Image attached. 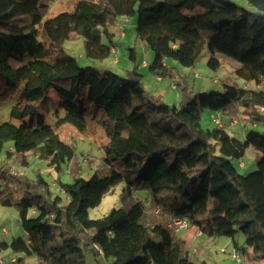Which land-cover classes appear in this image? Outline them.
I'll use <instances>...</instances> for the list:
<instances>
[{
	"label": "trees",
	"instance_id": "1",
	"mask_svg": "<svg viewBox=\"0 0 264 264\" xmlns=\"http://www.w3.org/2000/svg\"><path fill=\"white\" fill-rule=\"evenodd\" d=\"M48 11L42 0H0V101L22 90L10 112L22 124H0V160L6 154L28 167L30 152L73 174L75 147L57 131L71 125L81 133L105 130L104 165L90 180L59 183L56 196L43 179L1 165L0 208L17 210L26 235L11 243L0 236V252L11 248L39 264H86V253L106 264H193L186 242L169 226L184 219L196 234L230 238L233 256L251 249L264 260V132L251 131L242 141L227 124L202 126L204 109L236 117L246 108L253 124L264 122V0H77L73 12L43 24L41 42ZM137 13L138 38L155 54V66L172 57L194 67L207 54L217 70L222 55L240 63L236 75L244 84L225 85L207 99L185 92L181 105L171 108L144 91L136 69L121 77L106 67H82L66 53L64 44L76 33L88 59H109L116 47L109 24ZM130 57L136 60L134 50ZM52 92L60 101L50 125L39 110ZM15 139L22 150L7 147ZM250 149L257 152L258 171L244 176L233 161ZM121 184L125 197L148 190L149 204L138 201L91 219L90 210Z\"/></svg>",
	"mask_w": 264,
	"mask_h": 264
},
{
	"label": "rangeland",
	"instance_id": "2",
	"mask_svg": "<svg viewBox=\"0 0 264 264\" xmlns=\"http://www.w3.org/2000/svg\"><path fill=\"white\" fill-rule=\"evenodd\" d=\"M76 1L42 0V3L48 6L49 11L40 26L39 40L41 42L45 41L42 35L43 24L61 13L73 12ZM201 11L203 9L198 8L196 13ZM137 21L138 13L129 19L118 18L109 24L108 29L116 35L117 53L112 54L105 61L88 59L85 55L84 39L76 33L72 34L71 39L65 42L64 49L68 55L76 58L82 67H106L121 77H125L128 71L136 69L144 91L149 95L159 96L162 102L171 108L181 105L185 92H190L194 95L199 94L207 99L211 93H222L225 85H233L235 82L239 85L244 84L243 80L238 79L236 75L237 69L241 66L240 63L222 55H217L221 63L217 70L208 66L210 56L207 54H204L194 67H184L172 57L159 59L155 66V54L146 48L138 38L136 32ZM122 33H125V36H122ZM104 43L110 45L108 39H105ZM132 50L136 53L135 61L130 57ZM116 60H120V63L116 64ZM163 63H166L168 69L166 71H156V68L162 66ZM251 85L253 89H256L254 84ZM21 96L22 90L8 102L0 101V124L6 121H12L16 125L22 124L21 121L10 118L11 109L20 101ZM47 100L46 107H42L39 113L46 117L48 124L53 125L55 123V112L59 110L57 104L60 98L55 92H52ZM243 111L244 113L242 112L239 116L226 118L227 122H229L228 119L230 118V123L227 127L228 133L242 141L245 140L246 135L251 131L258 133L264 132V122L262 121L254 125L251 121L252 115L250 111L246 110V108H243ZM60 112L63 114L62 110ZM262 116L264 118V112H262ZM214 118L220 119L222 124L225 125L223 121L224 116L210 109H204L202 114L203 128H214L216 126L214 124ZM232 121H236V124L239 123V125H231ZM57 131L65 143L75 147L76 167L73 174H71V169L68 166H64L61 172L50 168L47 162L36 159L30 152H27L31 164L28 167L13 164L11 160H7L6 154L0 160V166L7 164L31 179H36L37 177L43 179L50 184V190L55 196L62 194L59 183H72L76 178L90 180L104 165L103 159L105 158V151L102 146L106 142L105 130L99 128L94 134L89 132L81 133L71 125H63ZM7 147H12L14 151L16 149H23L16 139L9 141ZM233 163L239 173L244 176L258 171L257 154L253 149L248 150L242 160L233 161ZM149 197L150 194L146 189L137 190L132 196L125 197L124 185H118L104 197L98 207L90 210V218H103L115 208L130 207L138 201H142L145 205H148L147 200ZM25 235L26 232L21 225L17 210L15 208H0L1 239L11 243L14 239L25 237ZM179 237L186 241L193 264H201L203 261L208 264H236L230 260L233 258L235 248L231 239L228 237H220L217 239L204 237L196 234L192 227L187 232L180 233ZM151 238L154 243L161 245V240L157 236L152 234ZM237 240L241 247L245 246V239L241 233L237 235ZM85 256L86 264H106L101 255L95 257L91 253H86ZM240 256L242 258V264H264L261 255L256 254L251 249H247ZM17 260L20 263L13 262ZM0 264H39V261L35 256L14 253L10 248L0 252Z\"/></svg>",
	"mask_w": 264,
	"mask_h": 264
},
{
	"label": "built area",
	"instance_id": "3",
	"mask_svg": "<svg viewBox=\"0 0 264 264\" xmlns=\"http://www.w3.org/2000/svg\"><path fill=\"white\" fill-rule=\"evenodd\" d=\"M145 65H147V64H145ZM160 70H161V66L156 68V71H160ZM160 79H161V76H160ZM214 123L220 127L223 126L221 120L218 118H214ZM234 124H236V121L231 122V125H234ZM169 226L172 229H174L176 233L186 232L190 228L189 223L184 219H173L170 222ZM233 260L236 261V264H242V259L238 255H234Z\"/></svg>",
	"mask_w": 264,
	"mask_h": 264
},
{
	"label": "crops",
	"instance_id": "4",
	"mask_svg": "<svg viewBox=\"0 0 264 264\" xmlns=\"http://www.w3.org/2000/svg\"><path fill=\"white\" fill-rule=\"evenodd\" d=\"M122 36H125V33H122ZM117 53V50H116V47H115V49H113V54H116ZM116 64H119L120 63V60L118 61V60H116V62H115ZM168 69V67H167V65H166V63H163V65L161 66V70L162 71H166ZM215 112V111H214ZM226 118H228V117H224L223 118V121H224V123L225 124H228L229 125V123H230V118L228 119L229 120V122H227V119ZM237 125H239V123H237L235 126H237ZM254 125H256V124H254ZM254 150V149H253ZM255 151V150H254ZM256 152V151H255ZM257 153V152H256ZM187 232V231H186ZM182 233H184V232H182ZM196 233V232H195ZM185 241V240H184ZM186 242V241H185ZM231 260V262H234V263H236V261L235 260H233V258H231L230 259Z\"/></svg>",
	"mask_w": 264,
	"mask_h": 264
}]
</instances>
